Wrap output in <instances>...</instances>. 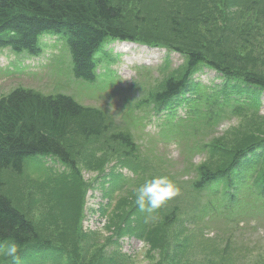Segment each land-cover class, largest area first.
Returning a JSON list of instances; mask_svg holds the SVG:
<instances>
[{"label":"rangeland","instance_id":"1","mask_svg":"<svg viewBox=\"0 0 264 264\" xmlns=\"http://www.w3.org/2000/svg\"><path fill=\"white\" fill-rule=\"evenodd\" d=\"M111 2L120 8L128 29L137 32L135 38L166 43L164 37L170 34V26L177 24L182 33L172 37L171 45L199 51L206 58L219 57L218 60L228 64H250L248 67L264 73V0ZM61 40L45 37L42 55L34 59L0 52V98L22 87L42 95H69L83 106L99 109L114 131L133 139L138 158L146 164L145 174H137V166L132 163L129 168L134 174L121 171L118 161L125 164V160L113 153L80 148L73 142L70 152L77 163L76 171H69L54 160L30 162L20 174L10 171L1 174L3 193L52 241L61 242L63 233L78 234L77 248L83 262L96 249L108 246L109 251L119 250L130 256L132 264H162L158 253L150 251L144 240L123 234L112 244L115 238L112 233L125 225L148 233L151 227L163 222L164 214L176 208L169 231L187 234L195 259L209 258L218 264H263L264 199L261 203L242 202L241 214L234 219L226 215L212 217L198 210L202 201L191 192V182L202 163L219 166L213 163V158L219 156L194 153L192 157L189 155L190 161L180 141L162 137L164 115L135 107L142 97L160 89L163 80L180 68L181 56L142 42L113 43L104 48L112 62H105L104 69L99 71L100 78L90 84L72 78L68 48L65 40ZM166 58L168 62H163ZM104 72L108 74L103 76ZM198 78L205 84L219 82L208 69H202ZM261 101L263 107L257 120L264 127V96ZM255 129L256 122L229 113L217 128L202 132L199 144L235 145ZM67 139L73 141L72 136ZM156 176H167L180 192L151 214L155 219L146 223L149 214L138 209L134 193L145 180ZM127 212L133 214L132 218L121 222ZM181 220L188 226L181 224ZM70 240L64 243L72 245Z\"/></svg>","mask_w":264,"mask_h":264},{"label":"trees","instance_id":"2","mask_svg":"<svg viewBox=\"0 0 264 264\" xmlns=\"http://www.w3.org/2000/svg\"><path fill=\"white\" fill-rule=\"evenodd\" d=\"M128 28L120 8L111 0H0V50L37 57L43 51L42 36L59 37L67 45L72 76L81 82L96 80L99 63L109 58L104 48L114 41H151L153 46L160 42L169 51L177 52L184 58L181 67L168 75L159 90L149 93L135 107L149 108L150 105L156 114L167 111L168 121L176 117L174 110L179 108L194 126L196 123L213 126L227 113L256 122V129L235 145L211 147L219 156L213 158V163L219 166H199L190 190L203 201L198 210L209 216L237 212L246 200L261 202L264 198V127L257 117L260 97L264 94V73L248 67L250 64H228L218 60L219 57L206 58L199 51L171 45L172 37L182 33L177 24L170 26V34L164 37L166 43L135 38L137 32ZM201 67L219 75L220 83L196 82L194 75ZM70 136L73 141L67 139ZM73 142L80 148L113 153L126 161L125 164L118 161L122 166L130 169L132 163L137 166V174H145L146 164L138 158L133 139L114 131L99 109L84 107L66 95L44 96L23 88L0 98V247L14 241L19 247L20 264H132L130 256L109 251L108 246L96 249L83 262L77 248L78 234L63 233L61 242L52 241L3 193L1 173L20 174L29 160L49 157L69 171H76L77 163L70 152ZM177 211L174 208L164 214L163 222L151 227L148 233L128 225L119 227L112 233L115 238L111 243L127 234L144 240L150 251L158 253L162 264H218L209 258L195 259L187 234L169 231ZM132 216L127 212L121 222H127ZM180 223L188 226L183 220ZM125 228L129 231H124ZM69 238L72 245L64 243ZM0 264H8L2 255Z\"/></svg>","mask_w":264,"mask_h":264},{"label":"clouds","instance_id":"3","mask_svg":"<svg viewBox=\"0 0 264 264\" xmlns=\"http://www.w3.org/2000/svg\"><path fill=\"white\" fill-rule=\"evenodd\" d=\"M179 192L180 189L167 176H156L136 187L135 203L141 212L149 214L145 217L147 223L149 219H155L151 214ZM0 255L7 259L8 264H20L19 247L14 241L9 242L6 247H0Z\"/></svg>","mask_w":264,"mask_h":264}]
</instances>
